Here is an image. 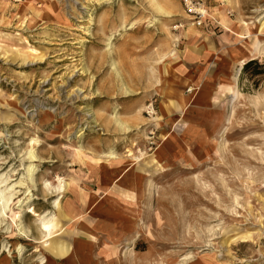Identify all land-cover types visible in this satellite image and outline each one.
<instances>
[{"label": "rangeland", "instance_id": "374dc122", "mask_svg": "<svg viewBox=\"0 0 264 264\" xmlns=\"http://www.w3.org/2000/svg\"><path fill=\"white\" fill-rule=\"evenodd\" d=\"M157 1L0 0V264H264V0Z\"/></svg>", "mask_w": 264, "mask_h": 264}, {"label": "bare ground", "instance_id": "6f19581e", "mask_svg": "<svg viewBox=\"0 0 264 264\" xmlns=\"http://www.w3.org/2000/svg\"><path fill=\"white\" fill-rule=\"evenodd\" d=\"M156 7L158 8V10L160 11H163V12H166L168 14L171 15V12L170 10L167 8V7H164L160 2H158L157 0H153ZM225 2H230V0H223ZM208 12V11H207ZM221 15V23L223 24V26L228 30H232V32H235L234 34L242 39V40H246V39H249L250 41H252L250 43V46L248 47V49H245L241 52V57H240V60H239V69H238V73L237 75L239 74V71L242 70V68L244 67V65L247 63V59L250 58V60L252 59H256L257 58V55L258 53L260 52L261 50V42L258 41L257 39L254 40L253 39V35L251 33V26H249V23L244 21V24L245 27L248 29L247 31V35H245L244 33H239L237 32L236 30H233L231 29L228 25H227V18L225 15L223 14H220ZM191 27H189V29L185 30L184 32V36L185 37H189V35L191 34L193 36V38H199V31L192 25H190ZM260 30H262L264 28V21L261 22L260 24ZM190 33V34H189ZM249 42V41H248ZM237 75L235 76V78L237 79ZM239 96V92L237 90H232V94H231V100L232 101H235ZM231 119V116L228 120ZM127 151H130V150H127ZM31 157L32 158H35L36 157V154L34 152H31ZM131 155V154H129ZM109 156L111 158H116L117 155L114 153V152H111L109 154ZM29 172H30V175H31V181L33 182V172H34V169L33 167H31L29 169ZM6 180H1L0 179V210L2 212V214L7 217L8 215V211L12 210V205L14 204V201H15V192L13 191V186H8L6 187ZM66 185H68V183L66 182H63L62 180L60 181V186H59V189L62 191H64ZM30 193H28L29 195ZM30 201V200H29ZM28 200L25 202V198L23 199H20L19 202H18V206L19 207H22L24 204H27V202H29ZM263 202H264V198H263ZM56 205L55 207H58L59 208V200H56L55 201ZM29 209H28V212L30 213H33L35 216H40L39 213L36 211V209L30 205L28 206ZM14 214L13 216V219L14 218H17L19 219L20 218V214L19 212H12V215ZM40 219H41V231L43 233H45V239L43 240V242H45V246H51L52 250L57 253L59 256H66V254H68L70 252V249L68 246H66V243L64 242H57L55 245L49 243L51 239H53L55 236H57L58 234H54L53 233V229H54V226H57V223L54 221L53 219V216H47V215H43V216H40ZM21 224V222H20ZM19 229V232L21 233H25L26 230L24 229L23 226L21 227H18ZM234 240H239L240 242H243V243H248V242H252L254 243L255 242V237H254V232H245V233H241V234H238L235 236ZM22 247H20L21 249ZM2 256L1 252H0V257ZM222 255L221 254H218L217 256H215V258L213 259H209L208 263L206 264H221V257ZM260 256H262V253L260 254ZM216 258L219 260V262H217ZM261 259H264V256L261 258ZM44 259H42V264H46V261H44ZM185 261H188V257H185L182 259V261L178 262V263H175V264H183L185 263ZM254 261H257V262H260V258H253V259H250V260H246V259H242L241 262H254ZM215 262V263H214ZM166 264V263H164ZM186 264V263H185Z\"/></svg>", "mask_w": 264, "mask_h": 264}, {"label": "built area", "instance_id": "2783aa9c", "mask_svg": "<svg viewBox=\"0 0 264 264\" xmlns=\"http://www.w3.org/2000/svg\"><path fill=\"white\" fill-rule=\"evenodd\" d=\"M188 16L194 24L201 26L208 16V9L203 0H183Z\"/></svg>", "mask_w": 264, "mask_h": 264}, {"label": "trees", "instance_id": "16d2710c", "mask_svg": "<svg viewBox=\"0 0 264 264\" xmlns=\"http://www.w3.org/2000/svg\"><path fill=\"white\" fill-rule=\"evenodd\" d=\"M254 61H256V60H249V61H247V63L244 65V69H247V68H249L253 63H254Z\"/></svg>", "mask_w": 264, "mask_h": 264}, {"label": "crops", "instance_id": "0c3cea01", "mask_svg": "<svg viewBox=\"0 0 264 264\" xmlns=\"http://www.w3.org/2000/svg\"><path fill=\"white\" fill-rule=\"evenodd\" d=\"M245 30H246V32H245V33H247V30H248V29H247V28H245ZM237 32H238V31H237ZM232 33L234 34L235 32H232ZM241 33H242V32H241ZM243 33H244V32H243ZM245 33H244V34H245ZM234 35H235V34H234ZM245 35H247V34H245ZM241 41H243V40H241Z\"/></svg>", "mask_w": 264, "mask_h": 264}]
</instances>
